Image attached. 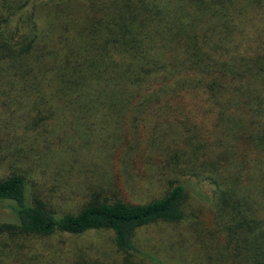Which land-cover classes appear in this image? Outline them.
Instances as JSON below:
<instances>
[{
    "label": "trees",
    "instance_id": "16d2710c",
    "mask_svg": "<svg viewBox=\"0 0 264 264\" xmlns=\"http://www.w3.org/2000/svg\"><path fill=\"white\" fill-rule=\"evenodd\" d=\"M68 118L153 131L179 177L147 203L76 213L21 172L0 178V264H163L136 235L187 221L180 176L211 186L233 263L264 264V0H0V161L12 133ZM97 231L112 232L113 261L50 242Z\"/></svg>",
    "mask_w": 264,
    "mask_h": 264
},
{
    "label": "rangeland",
    "instance_id": "374dc122",
    "mask_svg": "<svg viewBox=\"0 0 264 264\" xmlns=\"http://www.w3.org/2000/svg\"><path fill=\"white\" fill-rule=\"evenodd\" d=\"M99 125L71 123L68 118L64 124L50 121L42 130L26 135L12 133L6 138L11 146L0 161V178L23 173L35 195L59 213H76L92 198L144 204L162 197L167 181L178 175L171 173L164 154L149 141L153 131L141 130L136 137L137 129L132 126L122 131V126L117 130ZM64 127L66 133H61ZM180 181L188 192L187 221L159 222L140 229L136 235L139 247L153 251L163 264H220L223 260L236 264L219 234L211 186L196 178L180 176ZM6 213L0 208V219ZM50 242L64 243V249L90 247L92 254L108 261L117 253L111 231L52 237Z\"/></svg>",
    "mask_w": 264,
    "mask_h": 264
}]
</instances>
